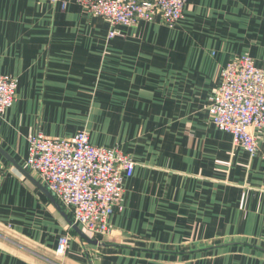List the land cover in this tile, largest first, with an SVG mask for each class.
I'll list each match as a JSON object with an SVG mask.
<instances>
[{"label": "crops", "instance_id": "1", "mask_svg": "<svg viewBox=\"0 0 264 264\" xmlns=\"http://www.w3.org/2000/svg\"><path fill=\"white\" fill-rule=\"evenodd\" d=\"M109 31L75 0H0V74L19 80L0 117V264H264V134L251 157L208 113L229 62L264 68V0H188L173 29ZM83 130L136 163L96 244L27 167L30 135Z\"/></svg>", "mask_w": 264, "mask_h": 264}, {"label": "built area", "instance_id": "2", "mask_svg": "<svg viewBox=\"0 0 264 264\" xmlns=\"http://www.w3.org/2000/svg\"><path fill=\"white\" fill-rule=\"evenodd\" d=\"M91 16L110 25L108 39L123 36L122 28L157 18L175 28L184 18L188 0H75ZM19 80L0 74V117L17 100ZM209 121L230 134L235 147L251 157L259 151L264 134V68L242 55L222 71L220 87L210 98ZM28 170L36 174L47 190L85 234L108 237L110 219L124 210L125 182L134 176L136 163L120 148L91 144L87 131L71 138L30 135ZM71 237L62 236L56 256L67 254Z\"/></svg>", "mask_w": 264, "mask_h": 264}, {"label": "water", "instance_id": "3", "mask_svg": "<svg viewBox=\"0 0 264 264\" xmlns=\"http://www.w3.org/2000/svg\"><path fill=\"white\" fill-rule=\"evenodd\" d=\"M52 201L54 202V204L56 205V207L58 208L59 212L62 214V216L66 219V221L68 222V224L70 225V227L73 229L74 232H76V234H78L83 240L91 243V244H96L93 240H91L77 225H75L73 223V221L71 220V218L69 217V215H67L64 210L62 209V207L58 204V202L53 198Z\"/></svg>", "mask_w": 264, "mask_h": 264}, {"label": "rangeland", "instance_id": "4", "mask_svg": "<svg viewBox=\"0 0 264 264\" xmlns=\"http://www.w3.org/2000/svg\"><path fill=\"white\" fill-rule=\"evenodd\" d=\"M85 131V130H84ZM199 244V246L200 245H202V246H207V247H212V246H214V245H216V246H218V245H221L222 243H224V241H221V240H212V241H204V242H201V241H197ZM196 242V243H197ZM189 244L188 245H182V248H183V250H188L189 249ZM204 251H205V249H204ZM198 252H203V249H199L198 250ZM203 256V258L206 256V255H202ZM215 256V255H214ZM200 257V256H199Z\"/></svg>", "mask_w": 264, "mask_h": 264}]
</instances>
